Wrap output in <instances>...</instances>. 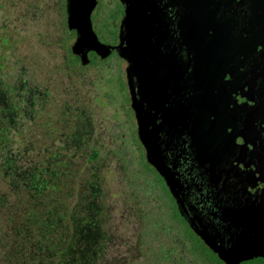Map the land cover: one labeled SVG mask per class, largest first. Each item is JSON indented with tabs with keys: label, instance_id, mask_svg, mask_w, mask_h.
Instances as JSON below:
<instances>
[{
	"label": "water",
	"instance_id": "water-1",
	"mask_svg": "<svg viewBox=\"0 0 264 264\" xmlns=\"http://www.w3.org/2000/svg\"><path fill=\"white\" fill-rule=\"evenodd\" d=\"M98 1L65 0L67 29L76 32L72 52L82 64L89 53L113 51L126 61L146 162L203 245L225 264L264 258V178L251 167L248 140L264 135V96L255 91L252 113L233 94L229 73L246 44L236 43L231 15L223 4L209 13L208 0H119L124 11L112 45L94 29Z\"/></svg>",
	"mask_w": 264,
	"mask_h": 264
},
{
	"label": "rangeland",
	"instance_id": "rangeland-1",
	"mask_svg": "<svg viewBox=\"0 0 264 264\" xmlns=\"http://www.w3.org/2000/svg\"><path fill=\"white\" fill-rule=\"evenodd\" d=\"M100 6L94 14V29L101 40L110 41L104 25L114 3L102 0ZM3 23H7L8 33L1 30ZM0 32L13 41V47L5 53L10 55L6 60L21 61L24 83L36 87L35 92L39 91L42 107L39 106L33 122L42 124V137L46 126L47 135L54 139L52 143L42 144L46 147L52 144L54 149L50 152L60 158L69 157L71 166H76L79 159L87 158L93 149L99 151L88 171L93 177L91 192L101 191L100 196L104 195L106 200L103 227L95 225L86 237L93 244L99 237H106L102 244V262L96 259L95 264H162L160 258L165 255L174 264L176 257L169 252L167 238L170 241L180 239L183 232L180 222L165 218L171 228L164 239L158 235L152 240L140 234L143 220L137 210L146 208L138 202L150 198L148 208L166 215L167 199L155 177L143 167L141 150L130 136L133 122L127 120L123 95L115 88L116 75L121 71L124 77L125 64L110 58L84 70L76 66L69 53L75 35L66 26L65 0H0ZM14 55L20 59L16 60ZM103 67L114 75L109 87L96 80V76L103 74ZM48 117H54V121ZM29 122H22V126L16 122V130L27 129ZM116 132L122 135L126 144L111 143V135ZM99 175L103 177L100 183ZM94 207L97 208V204ZM97 219V214L92 216L93 222Z\"/></svg>",
	"mask_w": 264,
	"mask_h": 264
},
{
	"label": "trees",
	"instance_id": "trees-1",
	"mask_svg": "<svg viewBox=\"0 0 264 264\" xmlns=\"http://www.w3.org/2000/svg\"><path fill=\"white\" fill-rule=\"evenodd\" d=\"M119 17L118 8L106 17L104 28L110 41L117 40ZM1 30L8 33L7 23ZM11 47L13 41L0 32V264H95L96 259L102 262L106 237L101 234L94 244L86 239L95 225L103 227L106 214L104 195L101 197L98 190L91 192L93 177L88 172L99 151L93 149L85 158L86 164L85 159H79L76 166H71L69 157L60 158L50 152L54 149L52 144H42V124L33 122L42 107L39 91L24 83L25 71L17 60L20 57L15 54L14 63L6 60L10 55L5 53ZM27 88L34 91L23 90ZM28 121L27 129L16 130V125ZM98 178L102 182L103 177ZM96 214L95 223L92 216ZM143 220V225L148 226ZM151 231L140 226V234L148 239ZM182 236L175 241L180 251L172 263L224 264L189 229ZM166 259L170 262L167 255L160 261L165 263ZM247 264H264V258Z\"/></svg>",
	"mask_w": 264,
	"mask_h": 264
},
{
	"label": "flooded vegetation",
	"instance_id": "flooded-vegetation-1",
	"mask_svg": "<svg viewBox=\"0 0 264 264\" xmlns=\"http://www.w3.org/2000/svg\"><path fill=\"white\" fill-rule=\"evenodd\" d=\"M112 1L114 3V6H116V9L113 8V10H110L109 13H114L117 11V8L119 9L120 17L117 20L118 21L117 28L119 29V24L123 16L124 9H123L122 4L119 2V0H112ZM225 1L226 2L224 3L223 0H208L206 2V8H207V11H209L210 13L211 10L213 12L214 10H216V8H214L213 5L217 4V8L219 9V6L223 4L224 10H226L227 14L229 16L231 15L232 17L231 25L233 29L235 30L234 33L237 39L236 43L246 44V47H243L241 49L238 48L236 52L237 54L236 60L232 66L235 72H230L229 76L235 79V82L233 83V87H234L233 94L237 98V101H238L237 103L238 104L242 103L248 106L249 108H251L252 113H255L257 108L259 107L257 106L256 110L254 109L255 108L254 105L257 103V97H258V95L255 94V91L259 93L260 95H262V100L264 96V0H225ZM101 4H102V0H99L97 6L95 7L92 13V20H93L94 26H95L94 14L101 9V6H100ZM65 15H66V2H65ZM70 31H72L76 37V32L74 30H70ZM75 37H74V40H75ZM101 41L108 42L112 45L117 44L118 43V30H117V40L116 41H104V40H101ZM73 44L74 43H71L69 46V53L71 54V58L76 64V66L78 65L79 68H81L82 70L90 66L101 65L102 63H105L110 58L111 59L115 58L118 64L120 63L125 64L124 77L121 71L119 72L118 75H116L115 80L117 81V86L115 85V88L121 91L123 95L126 113H127V120L130 121L131 123L133 122L131 125V135L130 136H131L132 141L136 143L137 147L141 150L140 157L143 158L144 164H145L144 166H146V167L144 166L143 167L144 169H147L152 173V175L155 177L157 185L161 186V189L163 191L162 193L167 199V205L165 209H167L168 213H166V215H164L163 213L155 212L154 210H151L148 208L150 205V200H151L150 198H148L149 200L138 202L139 206H142L146 209H140V210L138 209L137 214L139 218H141V220L146 219L145 223L148 224V226L143 225L141 222L140 226H145L147 227V229L148 228L152 229L151 231L152 236L150 238H152L153 240H154V237L158 235L162 236L164 239L165 235L169 234V228H171L169 227L168 221L165 218H168V219L171 218L173 220H176L177 222H180V224L183 227L182 234L183 233L185 234V232L187 233V230L188 229L190 230V228L185 222V220L181 217L178 211L176 202L172 198L171 193L168 190L165 182L159 176L156 170L153 169V167L146 162L145 150L138 139L137 120L135 118L134 111L131 108L129 88H128V82H127V76H126V66H127L126 61L123 60V58H121L117 54L116 51H113L106 58H100V57L93 58L94 54L89 53L88 57L90 58V61L87 64H82L80 56L72 52L71 48ZM44 59L45 57L44 55H42V66H44L43 65ZM105 69L106 67L101 68V71L103 74L96 76V80L100 84H104L103 86L109 87L112 84V81H114V75H112V72L110 70H105ZM248 102L252 103L253 105L247 104ZM48 118L52 122L54 121V117H48ZM256 121H257L256 116L252 114V116L250 117V122L254 123ZM120 126L123 128L124 125L120 124ZM262 126H264V123ZM44 129L46 130L47 127L45 126ZM44 129H43L44 136L42 137V142L48 141L52 143L54 141L53 137H49L47 135V131H45ZM115 129H117L116 126H115ZM257 133L250 135L248 137V140L252 144V147L254 149L252 153L255 155V158L253 162L251 163V167L253 169H255L256 167L261 168L259 171V175L262 180L264 178V135H263V132L260 135H257ZM111 136H112L111 143L126 144V140L122 137V135L119 132L113 133V135ZM83 163L86 164L87 159H85ZM176 214L178 217L175 216ZM182 237L183 236L181 235L180 239H182ZM167 241H169L168 244L170 245V248H169L170 254H174L175 257H177V253L180 251V249H178V245L176 244L175 240L170 241L167 238ZM219 261L222 262L221 260ZM249 261H253V260L242 261L240 264H247ZM162 264H171V263L170 262L167 263V259H166L165 263H162Z\"/></svg>",
	"mask_w": 264,
	"mask_h": 264
}]
</instances>
